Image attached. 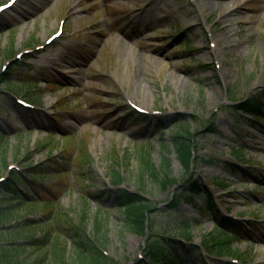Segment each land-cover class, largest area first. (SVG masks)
Masks as SVG:
<instances>
[{
    "label": "rangeland",
    "instance_id": "1",
    "mask_svg": "<svg viewBox=\"0 0 264 264\" xmlns=\"http://www.w3.org/2000/svg\"><path fill=\"white\" fill-rule=\"evenodd\" d=\"M14 71V83L0 84V180L13 166L48 170L35 184L39 197L21 186L31 203L5 205L12 217L0 223V244L23 250L19 264H80L65 229L81 218L91 233L101 227L114 264L142 257L151 230L183 241L177 252L186 264H228L203 248L221 234L204 196L170 207L198 179L225 216L241 217L242 228L226 235L236 257L264 264V108L258 119L236 109L255 97L264 103V0H22L0 23V77ZM16 95L35 107L18 113ZM134 104L164 114L138 122ZM185 129L197 149L193 172L175 144ZM61 155L68 158L57 159L56 173L51 158ZM118 171L153 203L147 234L134 231L106 192ZM166 176L177 183L164 186ZM29 218L34 230L24 226Z\"/></svg>",
    "mask_w": 264,
    "mask_h": 264
},
{
    "label": "trees",
    "instance_id": "2",
    "mask_svg": "<svg viewBox=\"0 0 264 264\" xmlns=\"http://www.w3.org/2000/svg\"><path fill=\"white\" fill-rule=\"evenodd\" d=\"M8 19V14L0 16V22ZM20 69L21 68L19 67L16 71H20ZM16 71H14L11 75L9 74L1 77L0 83H7L9 85L14 83L12 82V77ZM236 108L238 110H242L243 112L250 113L254 118H257L262 112L263 103L260 97H255L245 103L238 105ZM17 112L23 113L24 110L21 106L17 105ZM133 117L134 120L143 123H148L151 120V118L148 116L136 113L133 115ZM157 122L160 127H163L165 124V121L162 119L157 120ZM1 131L2 130L0 128V135L3 136L4 133ZM210 131L216 132L213 127L210 128ZM185 133L186 136H183L182 134L178 136L175 144L178 148V157L181 163L188 171H191L192 167L194 166V147L192 143L193 134L190 133L189 129H185ZM62 158L63 160H66L68 157ZM51 159L52 163L50 166L53 167L56 173H60L61 170L57 167L60 163L57 161V158L53 157ZM202 160L206 162H213L212 159L208 160L203 158ZM144 162L148 170H152L155 177L158 178V171L156 168L152 167L150 157H146ZM167 166H169V164ZM226 168L230 172H235V167L230 164L227 165ZM47 171L48 170H45L44 165H33L30 166L29 169L24 173L17 171L12 172L9 179L6 182L0 184V223L3 220L5 221V219L8 220V218L12 217L10 213H5V205L14 204L16 207L20 208L31 203L32 196L30 197L28 194L21 192L20 187L23 186L29 188V181L35 185L39 179L44 177ZM55 172L49 171L48 173L52 174ZM83 174L87 175V170L83 171ZM145 180L146 174L143 176V182H145ZM113 181L115 184H123L125 179L122 172H115ZM162 183L165 186L177 183V181L170 179L169 176H166ZM35 186L38 191V185ZM185 186H188V189H186ZM181 190V194H175V196L172 198L170 207L177 208L178 205L183 201L192 203L195 197L204 196L205 203L203 208L205 211L214 215L215 222L218 224V231L221 233L218 236L210 235L204 243V247L211 254H216L218 256H236V253L232 250L228 241L226 240V235L228 234L227 231L237 232L241 228V224L232 219H223L221 217L214 205L211 194L203 186L200 179L193 181L189 180L188 183L181 186ZM106 192L109 195L114 196L116 205L124 212L128 224L132 225L134 231L147 234L149 229H153V226L150 225L149 221V212L153 211L154 206L153 203L146 197H144L142 194H134L127 190L107 189ZM35 196L39 197L38 192L36 195H34V197ZM95 198L98 199L99 197L95 196ZM37 201L38 198L36 199V202ZM49 203L50 202L46 200L45 204ZM34 224H36V220L32 218H29L24 222V226L26 228L33 230L35 229ZM100 229L101 227H98L94 233H90V231H88L86 228L85 218H81L79 221L73 222L72 225L66 227L65 231L73 241L74 249L77 252L80 264H114V260L107 256L104 252L107 247V241L106 236L104 240L99 235L101 232ZM185 234L189 241L193 240L190 233ZM231 237L237 238V234H233ZM36 242L38 244H44V240H36ZM179 246L183 249H186L183 243L177 242L173 239H167L165 237L159 239L155 237L151 230L149 234V240L144 247V258L136 260L134 264H186L181 255H179L177 252V248ZM193 248L197 249L196 247ZM22 251L23 250H21L20 247L9 248L8 246L0 244V264H19L18 258L20 257ZM43 261L44 259H40L37 261V264H42ZM203 264H206L205 261H203Z\"/></svg>",
    "mask_w": 264,
    "mask_h": 264
},
{
    "label": "bare ground",
    "instance_id": "3",
    "mask_svg": "<svg viewBox=\"0 0 264 264\" xmlns=\"http://www.w3.org/2000/svg\"><path fill=\"white\" fill-rule=\"evenodd\" d=\"M80 2V1H79ZM120 32L124 35V36H128V34L127 33H125V32H123V30L122 29H120ZM152 52H154V53H159L158 52V49H154V50H152Z\"/></svg>",
    "mask_w": 264,
    "mask_h": 264
}]
</instances>
